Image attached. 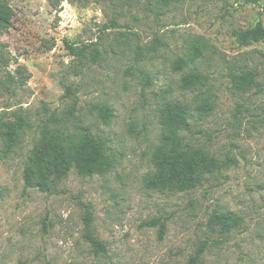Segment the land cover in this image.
<instances>
[{
  "label": "rangeland",
  "instance_id": "obj_1",
  "mask_svg": "<svg viewBox=\"0 0 264 264\" xmlns=\"http://www.w3.org/2000/svg\"><path fill=\"white\" fill-rule=\"evenodd\" d=\"M0 31V264H264V42L236 32L264 26V0H8ZM64 40L87 44L79 60ZM202 53L177 60L192 45ZM189 71L205 75L183 88ZM255 73V85L233 78ZM189 107V146L224 165L194 188L149 189L151 153L168 103ZM210 106L200 115L196 107ZM112 112L103 120L96 106ZM24 125L10 143L3 124ZM101 137L113 158L103 174L71 170L49 192L24 185L41 127ZM90 233L105 246L95 251ZM240 216L224 230L212 214ZM155 220L156 225L145 222ZM163 223L160 235L159 225ZM201 250V251H200Z\"/></svg>",
  "mask_w": 264,
  "mask_h": 264
},
{
  "label": "trees",
  "instance_id": "obj_2",
  "mask_svg": "<svg viewBox=\"0 0 264 264\" xmlns=\"http://www.w3.org/2000/svg\"><path fill=\"white\" fill-rule=\"evenodd\" d=\"M180 0H158L161 5H168ZM11 23V7L8 0H0V31L8 29ZM236 42L241 46L252 43L264 42V26L257 22L251 27L236 32ZM65 49L75 59H85L89 56L96 57V48L88 51L89 45H75L64 40ZM202 43L192 45L185 55L177 60V68L186 67L195 61L202 53ZM205 75L198 71H189L181 78L183 88H193L202 83ZM233 84L238 88L255 85V73L243 71L233 78ZM210 106L200 104L196 107L198 114H206ZM99 116L108 120L112 116L111 109L107 105L96 106ZM189 107L182 102L166 104L160 114L159 120L162 126V134L158 144L151 153L153 172L146 180V187L163 191L169 187H176L178 191H186L194 188L200 182L199 172H212L224 165L217 158L209 154L204 148L189 146L181 135V131H188ZM24 125L22 117L18 118L17 126L6 123L4 126L5 140L10 143L17 135V130ZM106 142L101 137H90L83 133L74 138L71 133L66 135L51 130L43 125L39 137L34 143L27 158L26 167L23 172L24 185L36 188L39 191L49 192L57 182H60L73 169L82 176L106 173L113 166V158L107 152ZM85 237L88 239L95 251H105V246L98 241L89 231L90 211L86 206ZM240 216L226 212L212 214L208 222L220 226L224 230L236 226L241 221ZM159 222L151 220L145 225L152 226ZM164 224L159 225L160 235L163 233ZM201 251V250H200ZM189 260L187 264H194Z\"/></svg>",
  "mask_w": 264,
  "mask_h": 264
}]
</instances>
